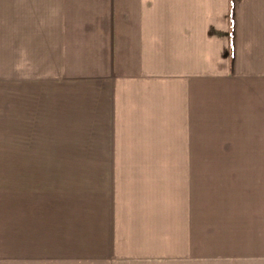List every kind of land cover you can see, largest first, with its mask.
Wrapping results in <instances>:
<instances>
[{
	"label": "crops",
	"instance_id": "1",
	"mask_svg": "<svg viewBox=\"0 0 264 264\" xmlns=\"http://www.w3.org/2000/svg\"><path fill=\"white\" fill-rule=\"evenodd\" d=\"M0 27L26 129L82 141L13 178L30 197L0 254L264 264V0H0Z\"/></svg>",
	"mask_w": 264,
	"mask_h": 264
},
{
	"label": "rangeland",
	"instance_id": "2",
	"mask_svg": "<svg viewBox=\"0 0 264 264\" xmlns=\"http://www.w3.org/2000/svg\"><path fill=\"white\" fill-rule=\"evenodd\" d=\"M10 29L12 28L0 27V37L2 33L4 37L6 36L3 44L0 39V227L4 231L2 241L7 248H12L14 245L17 215L23 203L27 202L30 197L27 198L28 194L24 192L22 183L13 178H16V174L19 176L27 174L22 169L26 167L24 164L28 163L42 165L78 163L79 149L66 150L69 152L59 155L57 153L60 151L62 153L65 149L59 151L58 148H69L73 144V147H82L81 140H77L78 144L75 140L40 139V137L46 138L50 135L42 130L41 125H35L34 129H26L28 126L24 123L22 108L20 106L18 110L16 107L17 94L20 100L24 92L23 84L20 81L19 84L16 82L18 68H16L14 59L13 38L8 34ZM18 72H20L19 79L21 80L22 70ZM17 111L20 112L19 115ZM37 174L45 175L46 173ZM18 220H21V216ZM14 255L12 249L6 254L1 253L0 264H17Z\"/></svg>",
	"mask_w": 264,
	"mask_h": 264
}]
</instances>
